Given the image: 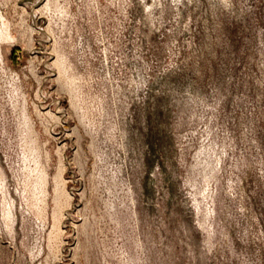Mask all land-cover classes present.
Segmentation results:
<instances>
[{"label": "rangeland", "instance_id": "1", "mask_svg": "<svg viewBox=\"0 0 264 264\" xmlns=\"http://www.w3.org/2000/svg\"><path fill=\"white\" fill-rule=\"evenodd\" d=\"M0 264H264V0H0Z\"/></svg>", "mask_w": 264, "mask_h": 264}]
</instances>
